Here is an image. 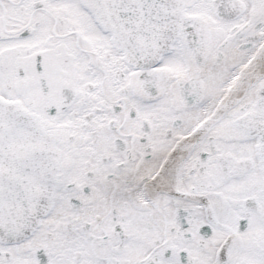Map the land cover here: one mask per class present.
Wrapping results in <instances>:
<instances>
[{
  "label": "snow or ice",
  "instance_id": "1",
  "mask_svg": "<svg viewBox=\"0 0 264 264\" xmlns=\"http://www.w3.org/2000/svg\"><path fill=\"white\" fill-rule=\"evenodd\" d=\"M0 264H264V0H0Z\"/></svg>",
  "mask_w": 264,
  "mask_h": 264
}]
</instances>
